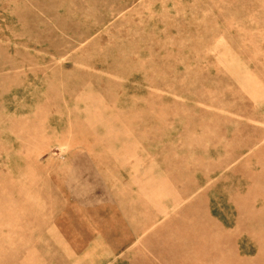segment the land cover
Returning <instances> with one entry per match:
<instances>
[{
	"label": "rangeland",
	"instance_id": "obj_1",
	"mask_svg": "<svg viewBox=\"0 0 264 264\" xmlns=\"http://www.w3.org/2000/svg\"><path fill=\"white\" fill-rule=\"evenodd\" d=\"M0 264H264V0H0Z\"/></svg>",
	"mask_w": 264,
	"mask_h": 264
}]
</instances>
